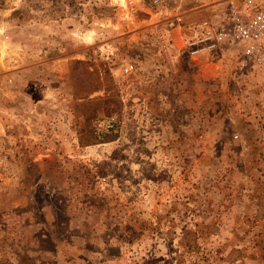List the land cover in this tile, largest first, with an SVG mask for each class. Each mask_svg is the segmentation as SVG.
<instances>
[{"label":"rangeland","instance_id":"374dc122","mask_svg":"<svg viewBox=\"0 0 264 264\" xmlns=\"http://www.w3.org/2000/svg\"><path fill=\"white\" fill-rule=\"evenodd\" d=\"M192 1L0 0V264H264L262 80Z\"/></svg>","mask_w":264,"mask_h":264},{"label":"built area","instance_id":"2783aa9c","mask_svg":"<svg viewBox=\"0 0 264 264\" xmlns=\"http://www.w3.org/2000/svg\"><path fill=\"white\" fill-rule=\"evenodd\" d=\"M165 9V0H151ZM190 9L173 14V24L182 29V47L186 54L205 59H229L232 73L255 76L264 88V0H193ZM188 13L190 19H184ZM192 13V14H190ZM170 42V40H168ZM135 68L133 63L126 70ZM115 117L101 118L96 125L113 127Z\"/></svg>","mask_w":264,"mask_h":264},{"label":"bare ground","instance_id":"6f19581e","mask_svg":"<svg viewBox=\"0 0 264 264\" xmlns=\"http://www.w3.org/2000/svg\"><path fill=\"white\" fill-rule=\"evenodd\" d=\"M3 32V29L2 28H0V33H2ZM86 37L88 38V40H92V36H91V33H88V34H86ZM4 44V47L2 48L3 50H5V48H6V43H3Z\"/></svg>","mask_w":264,"mask_h":264}]
</instances>
